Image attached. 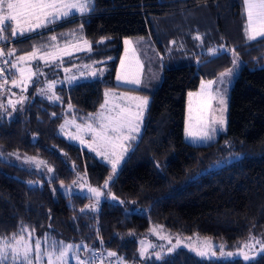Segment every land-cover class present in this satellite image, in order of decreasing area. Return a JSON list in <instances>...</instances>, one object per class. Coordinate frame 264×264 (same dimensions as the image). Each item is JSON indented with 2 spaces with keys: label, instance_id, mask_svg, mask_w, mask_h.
<instances>
[{
  "label": "trees",
  "instance_id": "1",
  "mask_svg": "<svg viewBox=\"0 0 264 264\" xmlns=\"http://www.w3.org/2000/svg\"><path fill=\"white\" fill-rule=\"evenodd\" d=\"M94 3V11L83 17H70L20 40L7 32V40H0L5 54L13 53L9 60L73 34L87 41L91 51L63 59L61 66L92 61V68L101 71L100 79L57 89L58 104L33 99L11 119L5 118L10 110L0 113L4 153L38 157L53 170V177L46 178L0 162V243L27 232L136 263L138 241L158 228L179 243L143 264H247L235 254L264 234V40L243 43L237 0ZM203 9L210 18L202 25L189 26L183 18L179 31L176 23L166 29L168 18ZM52 36L57 40L51 41ZM122 39L133 41L141 65L136 89L114 83ZM216 45L234 49L241 62L228 92L226 129L210 145H191L182 138L186 94L231 65L226 52L207 55ZM5 78L9 80V64L0 73V84ZM105 89L148 98L140 133L129 142L111 180L105 164L57 135L64 107L83 122L96 113ZM77 185L98 188L103 195L93 207L96 198L76 192ZM194 237L220 247L212 250L215 256H197L190 241ZM221 247L234 256L221 257L220 250L217 255ZM252 264H264V255L257 254Z\"/></svg>",
  "mask_w": 264,
  "mask_h": 264
},
{
  "label": "snow or ice",
  "instance_id": "2",
  "mask_svg": "<svg viewBox=\"0 0 264 264\" xmlns=\"http://www.w3.org/2000/svg\"><path fill=\"white\" fill-rule=\"evenodd\" d=\"M246 5L247 13V23L245 25V33L247 35L248 41H258L264 40V0H244ZM95 3L94 0H0V40H7V36L3 33L7 32L9 29L11 31V36L16 37L17 35L24 36L28 32H34L37 29L48 28L51 25L66 21L70 17H74L79 13L84 15L85 13H90L94 11ZM51 41H56L57 37L52 36ZM194 39L200 40L199 36L194 37ZM102 42V41H101ZM85 44H88L87 41H84ZM130 41L125 40L126 45H130ZM50 50L43 52V54L38 55L40 49L34 48L33 52L28 56L18 57L16 62H12L10 69H16L19 71L21 77L23 78V83L26 85L28 82L32 81L33 76L44 75V73L37 68L34 72L31 67L18 68L19 62L26 60H41L44 61L46 66L53 65L58 58V46L50 45ZM77 51L83 50L80 48L76 49ZM87 51H91V46L89 45ZM130 51L129 48L125 49L126 58L127 54ZM209 55L213 57L219 56L222 52L226 51L225 49H208ZM233 55L235 56V50H232ZM13 53L9 52L8 56H11ZM65 55H71V53L64 50ZM2 50H0V56H3ZM134 55V52H133ZM121 59L120 71L117 73L116 79L118 82L126 85L139 86L141 84V78L138 71H135L131 62H128L127 59ZM8 60H4V64H8ZM136 64L139 65V61H136ZM233 64H236V60L233 61ZM87 67V66H86ZM5 71L4 67L0 65V73ZM67 72L68 69H65ZM25 73L27 75L25 76ZM92 76H96V72L91 73ZM233 75V70L229 69L227 73H223L222 76ZM72 80H75L76 77H72ZM56 81H52L47 84V89L51 90L54 88ZM14 86H19L16 80L12 81ZM212 84L213 81H208L206 83L202 82L201 90L199 93H189V108H188V120L186 123L185 134L186 139L193 142H201L209 144L215 139V136L218 132L216 125H220L219 130H223L225 120L223 117L217 118L214 115V110L212 109V101L216 99V96L212 94ZM2 87V85H0ZM26 90V88L24 89ZM45 89L40 90V94L45 93ZM219 95V93H217ZM109 92H105V104L101 105V108L104 109L109 103L107 97ZM50 101L59 100L60 97L56 96L54 93L47 96ZM195 98V99H193ZM120 99L126 100L129 103L121 106L115 105L113 111L115 114L105 117L103 112L99 114V125L93 127L92 124H88L86 127L82 128L80 125H76L77 132H86L90 133L92 136L93 143H99L104 150L98 151L96 148H93V151L97 152V155L107 159V150H112L115 153L117 148L122 149L121 154L117 156L115 160H111L113 173L116 171L117 164L123 156V152L127 151V148H124L123 141L135 139L134 133H139L140 125L139 121L143 116L144 109L148 105L147 97L140 96H129L122 94ZM220 104H224L225 101L221 98L219 101ZM9 104H12V101H9ZM133 104L137 111L132 110ZM14 107V105H13ZM118 109V111L116 110ZM55 115V114H53ZM63 127V126H62ZM72 140H80L81 143H84L83 137L79 134L70 135ZM91 147V145H89ZM0 162L4 161L0 158ZM35 167L39 168L41 163L40 161H35ZM160 165L157 164V167ZM48 172H51L52 169L48 168ZM111 179V177H109ZM105 188L108 187V182H105ZM88 191L93 193L97 203L99 198L103 193L98 188H89ZM113 200L116 199L115 196L112 197ZM81 211H84L82 209ZM24 237L21 236L18 240L15 241V246H9L7 243L3 247H0V264H6L9 256L11 257L12 264H33V253L35 254V264H40L44 254H47L48 264H52L51 257L55 255L58 251V259L62 260L72 249L73 245H64L63 242H53L51 245L52 251L44 249L42 251L41 241L37 239L35 241V246L30 243H22ZM45 243L47 239L45 238ZM256 244L260 245V253L264 255V241L257 240ZM79 248V246H75ZM86 247V246H85ZM244 247L252 249L255 247L253 244H246ZM144 249L141 250V256L144 255ZM171 251V249H170ZM199 257L215 256V251H212V246L205 243L203 249H192ZM221 257L231 258L234 256V253L223 251L221 247ZM109 256H115L116 253L110 252ZM235 255L242 256L243 260L247 264H252L253 257L248 253L241 250L240 253ZM160 258L159 253H157V259ZM83 264V262H80Z\"/></svg>",
  "mask_w": 264,
  "mask_h": 264
},
{
  "label": "rangeland",
  "instance_id": "3",
  "mask_svg": "<svg viewBox=\"0 0 264 264\" xmlns=\"http://www.w3.org/2000/svg\"><path fill=\"white\" fill-rule=\"evenodd\" d=\"M237 4L239 5L240 14L242 15V18H243L242 28L240 30L241 36L243 39V43H249L250 41H248L247 35L245 33V25L247 23L246 5L244 3V0H237ZM208 13H209V11L206 12V10H204V9H203V11L191 10V11L185 12L183 14V17H181V16L177 17V15H176L174 17L168 18L166 20V29L167 30L173 29V26L176 23V25H175L176 31H179L180 30L179 28H181V24L184 21L183 18H185V21L189 24V26L190 25L191 26H197L196 22H199L200 23L199 25H202L203 23H205L209 20L210 17L208 18V15H209ZM77 15H80V14L77 13ZM38 30L39 29H37L36 31H38ZM7 32L9 33V35L12 39H16L18 37H19V40L26 38V37H23L20 35H17L16 37H12L10 29ZM7 32L3 33V35H5ZM29 33L30 32H28L26 34H29ZM29 36H31V35H29ZM29 36H27V37H29ZM125 40L130 41L133 45V41L131 39H125ZM50 45H56V46H58V49H59L58 58L53 65L46 66L44 61H41V60H26V61L19 62V64H18V68H20V67H23V68L31 67L34 72L36 71L37 68H39L44 73V75L33 76L32 81L28 82L25 85L23 83V78L21 77L19 71H17L16 69H11V70H9V80H7L5 78L1 82L0 85H2V87H0V113L1 112L6 113L5 111L10 110L5 116L6 119L13 118L16 115V113L21 110L22 106L25 105V103L30 101V100L38 99V100H42V101L50 103V104H58L59 100L50 101L47 98V96L52 95L53 93L56 96H58L56 93V90L59 88L69 87L73 84L81 83L84 81H90L93 79H100L99 78L101 76V71L99 70L100 66L98 67L99 68L98 70L92 68V66H93L92 61L87 63V62H83L82 60H80V61H78V63H75V64L73 63L72 65H69V66H61V61L63 59L70 58V57L79 55L81 53L88 54L89 51H87V48L89 45L85 44L84 40H82L81 38H79L76 35L70 34L67 37V39L60 41V43H52ZM131 46L129 48L131 50L128 52L129 54L132 52V49H133ZM216 46L217 47H212L209 49H225V48L220 47L218 45H216ZM192 47L193 46H189L188 48H190V49H192L198 53H203V52H199L200 48L195 47V49H193ZM34 48L40 49V52L38 53V55L43 54V52L50 50V48L47 47L46 45L34 46L32 48V50L27 52V53L17 55V56H12L8 60L9 61V69H10V65L12 62H16L18 57H20V56H28L30 53L33 52ZM77 48H80L83 50L77 51L76 50ZM65 49L67 50V52L71 53V55H65L64 54ZM225 50L226 51H224V52L228 53L230 55V58H231L230 67L228 69H226L225 71L216 75L211 80L200 81L196 90L188 92L186 94L182 138H183V141L188 143V144H191V145H207L205 143L193 142L191 140H188V139H186V134H185L186 123L188 120L189 93H199L201 90L202 82L206 83L208 81H213L212 94L214 96H216V99H214L212 101V109L214 110V115L217 118L222 116L223 119L225 120L223 130H219L220 125H216L218 132L215 136V139L219 135H221L225 132L228 92L231 88V85L233 83L234 78L238 74L239 69L241 67V62L236 57V55L235 56L233 55L232 48L230 50H228V49H225ZM207 53H208V51H207ZM207 53H205V54H207ZM207 55L211 56V55H209V53ZM6 56H7V54H6ZM127 56H129V55H127ZM7 58H9V57L7 56ZM125 58H126V53L124 50L122 59H125ZM234 60H236L235 65L233 64ZM128 62H129V60H128ZM65 69H68V71L66 72ZM229 69L233 70V75L232 76H228V75L222 76V74L227 73L229 71ZM92 72H96L97 75L92 76L91 75ZM26 75H27V73H25V76ZM72 77H76V79L72 80L71 79ZM13 80H16L18 82L19 86H14L12 84ZM52 81H56L54 88L51 90H48L47 84L52 82ZM25 88H26V90H24ZM41 89L46 90L44 94H40ZM106 91L109 92V96L107 97L109 103L106 105V107L104 109H102L101 105L105 104V99H106L105 92ZM217 93H219V95H217ZM122 94H126L129 96H138V95L127 94L124 92H117V91L105 89L102 92V101L100 103V106L98 107V109H97L96 113H94V115H91L89 117L87 116L86 120L81 122L79 120H74V117L70 116V115H72V110L70 107H68V106L64 107L63 108V114H62V120H61V122L57 128V135L59 137L64 139L66 142L75 145L79 149L85 150L88 153L92 154L98 161L105 164L109 168V176H108L107 180H111L116 175L117 170L121 166V164L123 162V158H124L125 153L127 151L123 152V156L120 159L119 163L117 164L116 171H115V173H113L112 164L110 161L115 160L117 158V156H119L121 154L122 149L117 148L115 150V153H113V151L110 149L107 150V157H108L107 159H105L102 156L97 155V152L93 151L92 149L96 148L98 151L104 150L102 148V146L99 145V143H93L92 136L90 133H86L83 131L78 133L76 125H80L82 128H84L88 124H92L93 127H97L99 125V122H100L99 121V114L101 112H103L105 117L110 116V115H114L115 113L113 111H110V110L113 109L115 105L123 106V105L129 103L126 100L120 99V96ZM221 98L225 101L224 104L219 103ZM193 99H195V98H193ZM9 101H12V104H9ZM13 105H14V107H13ZM116 110L118 111V109H116ZM132 110L137 111L134 104L132 106ZM145 110H146V108L144 109L143 116H144ZM143 116L141 117V119L139 121L140 129H141V121L143 119ZM139 133H140V131H139ZM139 133H134L133 135H135V137L137 138ZM77 134H79L81 137H83L84 143H81V141L78 139L77 140L70 139V135H77ZM132 140L135 141V139L123 141L124 148H127V150H129L130 146L128 144ZM89 145H91V147H89ZM0 158L8 161L11 164H14V165H17L21 168H24L26 170L33 171L36 174H41L46 178L53 177V170L51 172L47 171L48 168H51L50 165L38 157L28 156V155L21 154V153H14V154L8 155V154H5L3 149L0 148ZM33 160L42 162L39 168L35 167V163L33 162ZM109 177H111V179H109ZM75 188H74L75 191L78 193H82L88 197H95L93 193H90L88 190L84 189V187L82 185H80V186L77 185V186H75ZM63 191L70 192V189L69 190L63 189ZM96 204H97V200H94L93 201V207ZM21 236L24 237V241L22 243H30L34 248L35 241L37 239H39L41 241L42 251L44 249H48V251H52V248H51V245L53 244L52 240L47 239V243H45V238H43V237L41 238L39 236H32L27 232L25 234L23 233ZM21 236L15 238V239L13 238V239L1 242L0 247H3L5 245V243H7L10 247L15 246V241L18 240ZM178 240H179V238L173 237L172 235L165 233L163 230H160L158 228H152L150 231V234H149V238H147L146 240L138 241V247H137L138 261L136 263H125L122 261V259L118 258L116 255L115 256H109L108 253H110V252L101 251V250L94 248V247H84L83 245H78L79 248H77V247H75V246H77L76 243H74V244L69 243L70 245H73L74 247L69 250L68 254L62 260L57 258L58 257V251L55 255H53L51 257V259H52V264H80V262H83V264H143L144 262H146L150 258L156 257L157 256L156 253H159L161 251H166L168 247H174V245L179 243ZM259 240L264 241V234L259 237ZM190 241H193V243H191V245L195 249H198V250L203 249L205 243L210 244L212 246V250L217 247V246H214L209 241L208 242L207 241H199L195 237L192 238ZM246 243L247 244H253V245H255V247L252 249H248L245 247V251H244L245 253H248L252 257H255L257 254L260 253V251H259L260 245L259 244H256L255 242H246ZM69 244H64V245H69ZM184 246L183 247L180 246L178 248H184ZM142 248L145 250L143 256H141ZM217 248H220V247H217ZM219 250L220 249H218L217 250L218 252H216L217 255H219V253H220ZM210 256H211V253H209V256H206V258L210 257ZM34 257H35V254L33 253V264H35V258ZM241 258H242V256H241ZM48 259H49L48 255L44 254L42 257V260L40 261V264H48ZM6 264H12L10 256H9L8 260L6 261Z\"/></svg>",
  "mask_w": 264,
  "mask_h": 264
},
{
  "label": "crops",
  "instance_id": "4",
  "mask_svg": "<svg viewBox=\"0 0 264 264\" xmlns=\"http://www.w3.org/2000/svg\"><path fill=\"white\" fill-rule=\"evenodd\" d=\"M85 15V14H84ZM84 15H76L77 17H83ZM53 25H51V26H49V27H52ZM45 29H47V28H44V29H39L38 31H34V32H30L29 34H26V35H24L23 37H27V36H29V35H34V34H36V33H39V32H41V31H43V30H45ZM70 34H68V33H66V34H64V39L63 40H65V39H67V37L69 36ZM63 40H61V41H63ZM51 43H54V42H51ZM55 43H58V42H55ZM125 43V39H122V41H121V54H120V58H119V61H118V63H117V66H116V70H115V75H114V83H115V85H117V86H121V87H125V88H133V89H136V88H138V86H133V85H126V84H122L121 82H118L117 81V79H116V76H117V73L120 71V64H121V59H122V57H123V53H124V50L126 49V48H130V46L132 45V43L130 44V46L129 45H126V44H124ZM132 48H133V45L131 46ZM131 48V49H132ZM131 51V50H130ZM133 52H134V55H133ZM81 54H83V53H81ZM127 55H129V56H127V61L129 60V62H131V64L133 65V68H134V70L135 71H138L139 72V75H140V77H141V65H140V62H139V65H137L136 64V61L138 60V58H137V55H136V53H135V51H134V49H132V52L129 54H127ZM139 61V60H138ZM124 93H127V92H124ZM127 94H131V93H127ZM132 95H134V94H132ZM142 122V121H141ZM141 130V129H140Z\"/></svg>",
  "mask_w": 264,
  "mask_h": 264
},
{
  "label": "built area",
  "instance_id": "5",
  "mask_svg": "<svg viewBox=\"0 0 264 264\" xmlns=\"http://www.w3.org/2000/svg\"><path fill=\"white\" fill-rule=\"evenodd\" d=\"M6 44H3V45H0V50H2V52H3V56H0V65H2L3 67H4V69H5V71H7L8 70V64H4V60H8V58H7V56H6V54H5V52L3 51V47L5 46ZM4 71V72H5Z\"/></svg>",
  "mask_w": 264,
  "mask_h": 264
}]
</instances>
